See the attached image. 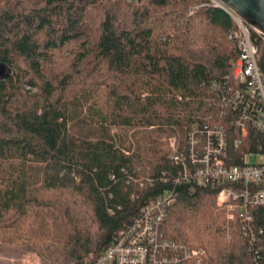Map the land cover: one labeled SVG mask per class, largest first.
I'll list each match as a JSON object with an SVG mask.
<instances>
[{
	"label": "trees",
	"instance_id": "obj_1",
	"mask_svg": "<svg viewBox=\"0 0 264 264\" xmlns=\"http://www.w3.org/2000/svg\"><path fill=\"white\" fill-rule=\"evenodd\" d=\"M235 28L210 0H0V264H94L168 190L164 238L207 251L181 264H264V205L252 236L217 205L227 184L174 183L165 141L176 131L185 152L223 127L229 165L264 152L254 128L235 144L219 104Z\"/></svg>",
	"mask_w": 264,
	"mask_h": 264
},
{
	"label": "built area",
	"instance_id": "obj_2",
	"mask_svg": "<svg viewBox=\"0 0 264 264\" xmlns=\"http://www.w3.org/2000/svg\"><path fill=\"white\" fill-rule=\"evenodd\" d=\"M210 1L227 11L236 23L229 35L239 49V56L233 61L235 85L219 86L223 88L219 104L232 113L231 123L238 132L234 142L239 145L250 128L264 134V70L259 64L264 34L220 0ZM177 139V132L172 130L165 140L173 162L182 167L174 183L227 184L218 192L217 205L226 209L227 220L239 215L245 222L243 229L253 236L255 230L248 225L253 222L250 211L264 205V152L244 151L240 164L229 165L228 134L223 127L208 129L204 139L191 134L185 152L178 149ZM168 179L163 176V180ZM147 180L151 181L149 177ZM176 195L175 190H168L143 206L138 218L120 231L122 239L102 252L94 264H181L187 260L200 263L207 255L204 247H191L163 236L166 212Z\"/></svg>",
	"mask_w": 264,
	"mask_h": 264
},
{
	"label": "water",
	"instance_id": "obj_3",
	"mask_svg": "<svg viewBox=\"0 0 264 264\" xmlns=\"http://www.w3.org/2000/svg\"><path fill=\"white\" fill-rule=\"evenodd\" d=\"M249 25L264 34V0H220ZM7 63L0 61V78L10 74Z\"/></svg>",
	"mask_w": 264,
	"mask_h": 264
},
{
	"label": "rangeland",
	"instance_id": "obj_4",
	"mask_svg": "<svg viewBox=\"0 0 264 264\" xmlns=\"http://www.w3.org/2000/svg\"><path fill=\"white\" fill-rule=\"evenodd\" d=\"M26 88L28 89L29 86H26ZM150 132V130H144V134H148ZM252 161H254V158H252ZM11 261L13 263H16L15 259H11ZM21 261L23 264H40V258L38 255L36 254H27L24 257L21 258Z\"/></svg>",
	"mask_w": 264,
	"mask_h": 264
},
{
	"label": "bare ground",
	"instance_id": "obj_5",
	"mask_svg": "<svg viewBox=\"0 0 264 264\" xmlns=\"http://www.w3.org/2000/svg\"><path fill=\"white\" fill-rule=\"evenodd\" d=\"M149 203H150V202H149ZM149 203H148V204H149ZM146 205H147V204H146ZM137 218H138V217H136V219H137ZM136 219H135V220H136ZM121 239H122V235L119 233L116 242L120 241ZM111 245H112V244H111ZM111 245H110V246H111ZM110 246H109V247H110ZM109 247H108V248H109Z\"/></svg>",
	"mask_w": 264,
	"mask_h": 264
}]
</instances>
